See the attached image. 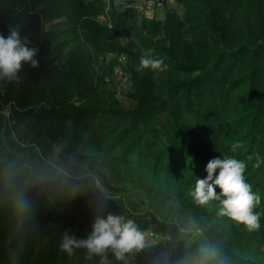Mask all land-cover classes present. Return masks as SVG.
Instances as JSON below:
<instances>
[{"label":"trees","instance_id":"1","mask_svg":"<svg viewBox=\"0 0 264 264\" xmlns=\"http://www.w3.org/2000/svg\"><path fill=\"white\" fill-rule=\"evenodd\" d=\"M44 1L0 0V35L17 30L28 47L38 49L34 59L39 62L37 68L22 63L17 80L0 81V109L1 102L19 100L22 90L53 73L68 80L80 70L84 75L94 72L90 58L96 51H118L109 47L110 30L103 24L84 25L83 41L75 51L57 58L55 70L51 38L42 25ZM134 2L129 0L125 9L114 13L110 23L132 26ZM177 3L183 8L181 15L169 4L161 8L163 18L153 13L157 9L144 11L137 41L118 51L126 58L123 67L132 81L130 95L138 102L135 111L123 114L117 107L95 104L74 112L15 111L9 118L0 112V264H99L100 258L89 256L86 249L68 255L60 244L65 232L87 238L101 206L103 217L111 213L131 219L141 231L149 228L158 238L153 245L128 253L123 261L109 250L110 264H184L205 241L220 246L225 264H264V0ZM96 8L83 0L82 17H96ZM82 42L90 47L85 57L79 53ZM149 49L154 59L164 61L162 72L138 70ZM152 101L156 111L147 109ZM162 113L166 121L159 126L157 116ZM69 116L76 128L90 133L85 142L83 135L75 136L74 151L59 136ZM123 123L125 132L134 135L120 156L119 174L107 176L99 162L102 150L93 140L112 130L113 134ZM22 125L33 134L29 146L15 137ZM189 126L193 129L186 133ZM50 139L58 151L45 142ZM155 144L158 148L153 150ZM225 157L246 164V182L261 197L255 209L261 214L258 231L249 232L218 216L219 201L199 206L191 195L196 179L206 178L207 163ZM90 170L100 173L99 185ZM6 171H16L18 181L28 185L31 212L23 219L6 189ZM132 190L144 195L142 212L128 201ZM128 205L134 212L126 210ZM185 210L193 216L191 231H182L178 223Z\"/></svg>","mask_w":264,"mask_h":264},{"label":"rangeland","instance_id":"2","mask_svg":"<svg viewBox=\"0 0 264 264\" xmlns=\"http://www.w3.org/2000/svg\"><path fill=\"white\" fill-rule=\"evenodd\" d=\"M83 0H45L40 7V11L43 17V29L47 35L51 38V59L52 65L55 70L58 69L57 58H61L67 54V51H75L76 45L80 40L83 41L84 34L87 31L84 28V25H97L103 24L104 27L110 30L108 35V44L109 47L114 49L123 50L131 46L132 42H136V31L141 29V24L145 18L146 12H141L136 10L135 4H130L132 6L135 15L133 16L132 26L122 27L119 23L113 22L110 23V17L114 16L119 10L125 9L127 7V1L116 2L114 0H86L92 1L96 9L99 10V15L93 18L89 16L88 18L82 17L81 14ZM170 7L175 10L179 15L182 14V6H178L177 0L174 3L170 4ZM165 10V9H164ZM164 10L160 9L155 12L158 18H163ZM152 13V12H151ZM150 13V14H151ZM82 48L81 55L85 57L86 51H90V47H86L84 42L81 43ZM78 48V49H79ZM103 48H107L106 45ZM102 50V49H100ZM114 50L106 51H96L92 54L90 61L93 66L94 72L84 73L80 70L77 71V74L74 77L66 78L61 77L60 75H51L50 77H45L40 82L28 88L27 90H22L21 95H18L16 98H8L6 101L1 102L0 112L5 115V118H9L10 114L19 111V112H28L29 111H69L74 112L84 105H97L101 104L103 107L114 108L126 114L127 112L135 111L138 104L137 100L130 95L132 82L130 78L124 77L122 82H116L113 80L112 72L115 66V60L118 54H123ZM80 56L79 54H76ZM108 55H112L114 59L107 58ZM70 60L74 61L72 57ZM108 62V63H107ZM57 67V68H56ZM77 67V66H76ZM165 67H162V69ZM158 70V72H162ZM127 71V70H126ZM196 74V72L194 73ZM193 74L187 76L180 74L182 78L192 77ZM52 76L55 78L51 79ZM15 93H19L18 91ZM152 105V106H151ZM156 102H151L147 104V109L150 111H156ZM151 107V108H150ZM166 109L164 110V113ZM158 114V124L162 125L165 119V114ZM154 116L157 115L154 112ZM69 120L64 124L60 131V140L63 145L67 148L74 151L72 148L77 144L78 140H75V136L85 138L89 140L86 135L90 134L87 130L76 128L74 122V117L69 116ZM124 124V123H123ZM121 125L114 131L109 132L98 140L94 139V145L97 146L100 151L102 150L101 161L102 168L106 171L107 176L118 175L121 169V159L120 156L126 148V145L129 143V137H132L134 134L131 131H126L123 129L126 124ZM194 126V125H193ZM189 129L186 130V133H190V129L193 127L189 126ZM19 136L15 135L16 139L22 145L32 144L34 142L33 134L27 130L26 127L19 126ZM108 137V138H107ZM45 142L50 145L54 152L58 151L57 144L50 140H45ZM155 144L152 149L156 150L158 146ZM38 151L44 154L42 148L38 146ZM104 166V167H103ZM101 169L100 167H98ZM92 172L91 176L95 180V184L99 185V175L100 173L95 170H90ZM112 173V174H111ZM129 203L134 206L136 212H142L146 206V201L144 195L139 191L132 190L128 195ZM128 203V204H129ZM129 204V205H130ZM128 205V212H134V210ZM131 205V206H132ZM177 208V206H174ZM179 226L182 231H191L194 226L193 216L188 210H185L182 213L180 220L178 221ZM142 232L145 233V247L153 245L158 242V238L148 229H144Z\"/></svg>","mask_w":264,"mask_h":264},{"label":"clouds","instance_id":"3","mask_svg":"<svg viewBox=\"0 0 264 264\" xmlns=\"http://www.w3.org/2000/svg\"><path fill=\"white\" fill-rule=\"evenodd\" d=\"M37 53L38 49L28 47L26 39L15 29L7 37L0 35V81L17 80L22 63H30L32 68L39 67V62L34 59ZM163 65L164 61L154 59L149 49L141 56L138 70L158 71ZM256 166L259 167V162ZM205 170L206 178L196 179L191 192L196 204L206 206L214 200L219 201L218 216L243 225L249 232L260 230L261 214L255 209L260 204L261 197L246 182V164L234 157L214 158L207 163ZM3 179L16 214L21 219L25 218L31 212V202L27 196L28 185L18 181L16 171H6ZM217 188L220 190L219 194L216 192ZM102 211L101 206L87 238L77 239L65 232L60 244L62 251L72 255L75 249L83 248L89 256H98L99 264H110L107 258L109 250L116 260L123 261L128 253L144 249L145 233L133 220H125L123 216L111 213L105 218L99 214ZM184 264H225V261L222 259L220 246L205 241L193 255L185 258Z\"/></svg>","mask_w":264,"mask_h":264},{"label":"built area","instance_id":"4","mask_svg":"<svg viewBox=\"0 0 264 264\" xmlns=\"http://www.w3.org/2000/svg\"><path fill=\"white\" fill-rule=\"evenodd\" d=\"M116 2L120 1H127V0H114ZM129 1V0H128ZM175 0H135L134 4L136 5V8L138 11L144 12V11H151V10H158L163 8L165 4H172ZM107 58H112V55H108ZM108 63V62H107ZM125 63V56L124 54H118L115 60V66L113 70L112 77L114 81L116 82H122L124 80V77H127V72L125 71L123 64Z\"/></svg>","mask_w":264,"mask_h":264}]
</instances>
